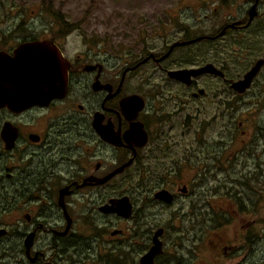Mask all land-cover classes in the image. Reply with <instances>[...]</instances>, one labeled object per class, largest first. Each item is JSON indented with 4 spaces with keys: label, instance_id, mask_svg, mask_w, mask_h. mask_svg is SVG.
<instances>
[{
    "label": "rangeland",
    "instance_id": "rangeland-1",
    "mask_svg": "<svg viewBox=\"0 0 264 264\" xmlns=\"http://www.w3.org/2000/svg\"><path fill=\"white\" fill-rule=\"evenodd\" d=\"M250 3L252 0H0V43L13 45L24 39L52 38L63 42L65 49L69 50L70 46L80 47L78 42L92 38L106 46L107 66L114 68L117 64L115 56L120 53L124 57L128 51L124 42L134 37V31L130 32L127 26H134L135 14L141 18L140 25H144L146 15L151 21L156 48L163 40L209 33L227 19L242 18ZM255 9L257 13L248 26L228 30L224 36L212 41L202 40L196 45L182 47L186 56L181 55L180 63L176 65L193 63V51H198L201 62L212 61L215 67H222L224 77H240L257 58L264 56V0H256ZM58 13L60 18L56 15ZM68 27L72 31L63 38L60 31ZM117 42H121L120 51L116 49ZM174 62L175 57H171L163 66H174ZM125 65L122 63L121 67ZM127 77L125 89L148 90L151 94L155 91L156 102L160 101L159 96L164 97L163 107L168 113L166 131L154 143L164 140L169 149L166 156L171 165H176L178 172L168 179L169 188L176 191L175 183H185L188 194L178 193L170 205L152 201V190L160 180L140 177L143 174L137 166H131L122 175L121 194L130 197L135 206L149 199L143 207V217L154 219L159 225H168L167 232L171 225L175 226L171 234L182 244L180 254L185 264H264V62L249 87L239 94L220 92L226 89L225 78L202 75L196 78L195 84L187 86L168 79L165 72L154 64H144ZM197 88H203L204 94L194 97L191 91ZM180 98H184V103L178 101ZM30 114L21 120H27ZM5 119L18 121L0 108V124ZM199 127L202 131L196 134ZM5 156L9 155L0 143V227L7 230L0 236V264H20L21 238L17 232L27 225L22 214L28 212L34 216L39 204H43L33 196L28 197L30 193L27 192L26 201L23 200L21 206L19 203V208L17 202L8 206L10 200L3 192L9 180L4 177L3 168L10 165ZM148 159L145 165L150 166L151 159ZM10 162L16 163L14 159ZM205 163V169L209 166L206 176L205 169L201 168ZM232 185L247 198L244 211L227 208L229 204L220 195ZM110 187L112 190L108 187L99 189V192L82 190L69 196V214L83 215L90 210V218L86 223L77 220L71 227L72 237L78 243L83 238L89 240V249L74 255L73 263L67 260L68 264H115V253L124 254L130 249L132 221L96 209V205L113 192L112 183ZM211 189L219 192L210 197L216 210L205 209L206 204L202 201V195L204 197ZM51 213H56L54 207H51ZM215 214L223 222L216 226L205 223L203 229L207 233L198 243L194 242L196 220L215 217ZM241 222L248 223L249 245L231 255L215 249L216 243L220 246L239 242L235 240L239 237L235 225ZM114 228L121 229V233L110 234ZM165 237L166 234L167 250L171 244ZM119 242L124 243L121 248ZM126 255L122 261L128 264L130 253Z\"/></svg>",
    "mask_w": 264,
    "mask_h": 264
},
{
    "label": "flooded vegetation",
    "instance_id": "flooded-vegetation-1",
    "mask_svg": "<svg viewBox=\"0 0 264 264\" xmlns=\"http://www.w3.org/2000/svg\"><path fill=\"white\" fill-rule=\"evenodd\" d=\"M250 5L242 18L227 19L220 27L209 33L175 38L171 41L163 40L156 48H154L153 43L155 33L151 21L146 15V19L143 20L144 25H140L139 20L141 18H139V14H135L133 17L134 26L136 27L127 26L131 29L130 32L134 31V37L130 41L124 42L128 45V51L123 54L124 57H121L120 53L115 56L118 65L114 64V68L107 66L106 46L100 40L91 38L90 40L80 41L78 42L80 47H74L73 45L69 47V50H66L63 42L49 38L67 61L64 92L60 96L49 99L44 104H33L19 111L0 107L5 109L13 119H18L17 122L5 119L0 124L1 127L4 121L9 122L11 127L9 132L11 130L14 132L9 147L5 148L0 139L3 151L6 155H9L5 156V160L10 166L3 168L4 177L9 180V185L5 186V192H3L4 196L7 195V199L10 200L8 206L17 202L19 208V203L21 206L23 200L26 201L27 196L25 197V195L27 192L30 193L27 194L28 197L33 196L43 204L42 206L39 204L34 216H31L28 212L22 214L27 225H24V228L17 232L21 238L22 256L20 264H68L67 260L73 263L72 257L74 255L88 251L89 240L83 238L78 243L72 237L73 230L71 227L77 220L86 223L90 218V210L87 211V214L70 215L69 196L81 193L82 190L92 192L97 190L99 192V189L103 190L106 187L112 190V187H110L112 183L113 192L98 203L96 209L103 214H113L121 218L123 216L116 212H105L100 207L109 203V198L123 195L120 190L121 177L131 166H137L138 170L142 172L143 175H141V172L136 171L139 172L140 177L160 180L156 182L155 188L152 190V201L170 205L176 199L178 193L188 194L185 183L180 185L175 183L176 191L169 188L168 179L174 177L178 171H176V165H171L168 156H166L169 149L164 140H158L154 143L166 131L165 122L168 113H165L163 107L164 97L159 96L160 101L156 102L153 96L154 93L157 94L155 91L151 94L148 90L125 89L124 84L128 74L134 69L144 64H154L165 72L168 79L187 86L195 84L196 78L199 76L215 75L227 80L228 87L221 89V93L226 94L229 91L231 93L235 91L239 94L244 92L249 86L240 92L233 89L230 82L239 77H224L225 72L222 67H218L222 71L221 75L209 72L199 73L191 77L189 84L168 76L167 71L183 67H197L204 64L200 60L199 52L193 51L195 60L193 63L188 66L176 65L180 63L183 55L186 56L185 51L181 49L182 47L196 45L202 40L212 41L224 36L228 30L248 26L257 13L255 9L256 13L247 22ZM213 9L216 10V8ZM71 31L72 29H63L60 32L65 38ZM197 36L202 37L183 44L174 43ZM126 37H129V35ZM21 41L13 43V45L0 44V50L11 54L12 49ZM120 45L121 42L116 43V49L119 51ZM73 48L77 49L71 51L68 55L67 52ZM171 57H175L174 66H163ZM122 63L126 64L123 68L121 67ZM208 63L215 64L212 61ZM196 91H191V95L196 97L204 94V89L201 93L194 95L193 92ZM129 95L135 96L129 104L123 107L121 104L122 99ZM169 96H174V94H169ZM178 101L184 103V98H180ZM226 103L228 104L229 100ZM32 112L33 114H30ZM28 114L30 115L27 120H21V117ZM198 129L196 134L202 131V127ZM148 158L151 159L150 166L149 164L145 165L146 160H149ZM11 159H14L16 163H11ZM126 161H128V164L118 169ZM206 164H201V168L205 169ZM211 166L216 168L214 164ZM208 169L209 166L203 171L205 176L209 171ZM160 189H165L170 193L169 200L154 197L153 193ZM241 190L249 196L243 189ZM214 194H219V192L211 189L210 193L204 197L202 195L203 204H206L205 209L216 210L215 205L210 203V197ZM220 195L224 196V200L229 204L226 206L227 208L232 207L241 211L247 208L244 204L247 198L240 190H234L233 185L225 189V192L220 193ZM127 198L131 203V211L127 217L123 218H125V221H132L130 225L132 231L129 236L130 249L126 252L130 253L131 257L128 264H144L143 261L141 262L140 257L153 245L154 236L159 241V251L153 254L152 264H157L159 261H161V264H185L180 254L182 244L171 234L175 230V226L171 225L170 231L167 232L166 226L168 225H159L155 223L154 219L143 217V207L147 201H150L149 199H144L139 206H135L132 199L128 196ZM45 200H47V203H44ZM51 207L55 208L56 213H51ZM10 209L8 208V210ZM220 219L215 214V217L211 216L208 219L196 220L193 241L198 243L202 236L207 233L203 229V226L207 225L205 223L216 226L223 222ZM235 227L239 231V237L235 238V240H239L236 245L222 244L219 246L216 243L214 246L215 249L221 250L224 255L243 251L245 245H249L248 223L241 222L236 224ZM111 231L119 234L122 230L114 228ZM111 231L110 234H112ZM6 232L7 230L1 235H5ZM29 232L32 235L30 245L26 251L24 239ZM155 232H157L156 235ZM165 234V238L171 244L170 247H167V250L165 248ZM123 244L119 242V248ZM126 253L116 252L113 259L115 264H125L122 259L127 258ZM245 255L247 256V254ZM240 263L242 264V262ZM146 264H149V260L146 261Z\"/></svg>",
    "mask_w": 264,
    "mask_h": 264
},
{
    "label": "water",
    "instance_id": "water-1",
    "mask_svg": "<svg viewBox=\"0 0 264 264\" xmlns=\"http://www.w3.org/2000/svg\"><path fill=\"white\" fill-rule=\"evenodd\" d=\"M255 1H253L248 10L247 22L256 13ZM201 37L197 36L174 43L183 44ZM66 62L57 46L49 38L23 40L12 49L11 54L0 50V107L19 111L33 104H44L49 99L60 96L64 92L66 85ZM263 62L264 57L257 58L241 77L230 82V86L239 92L246 89L251 82V78L256 74ZM203 72L222 74L218 67L208 62L197 67L169 69L167 74L185 84H189L191 77ZM202 91V88H198L193 94L195 95ZM134 96L129 95L122 99V106L129 104ZM9 128L11 127L7 121H4L0 127V139L4 143L5 148L11 145L14 136V132L12 130L9 132ZM126 164H128V161L124 162L118 169ZM153 195L165 200L170 199V193L165 189L157 190ZM108 202L100 207L105 212L114 211L123 217H127L130 214L131 203L125 194L109 198ZM4 232L5 228L0 227V235ZM154 234L156 235L157 232ZM31 235L32 233L29 232L24 239L26 251L30 245ZM153 240V245L140 257L141 262L143 261L144 264L148 260L149 264H152L151 258L153 254L159 251V241L156 236H154Z\"/></svg>",
    "mask_w": 264,
    "mask_h": 264
},
{
    "label": "trees",
    "instance_id": "trees-1",
    "mask_svg": "<svg viewBox=\"0 0 264 264\" xmlns=\"http://www.w3.org/2000/svg\"><path fill=\"white\" fill-rule=\"evenodd\" d=\"M56 15H58V18H60L61 17V15L58 13V14H56ZM65 25H67V24H65ZM65 29H72V28H65ZM24 40H26V39H24ZM1 44V43H0ZM252 205H254V204H252Z\"/></svg>",
    "mask_w": 264,
    "mask_h": 264
}]
</instances>
